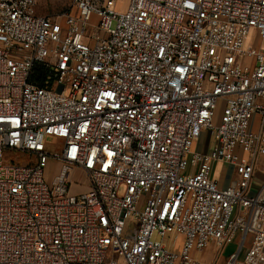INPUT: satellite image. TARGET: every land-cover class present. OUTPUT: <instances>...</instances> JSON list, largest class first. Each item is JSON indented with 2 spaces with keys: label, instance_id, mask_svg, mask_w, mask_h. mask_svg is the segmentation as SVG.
I'll return each mask as SVG.
<instances>
[{
  "label": "built area",
  "instance_id": "2783aa9c",
  "mask_svg": "<svg viewBox=\"0 0 264 264\" xmlns=\"http://www.w3.org/2000/svg\"><path fill=\"white\" fill-rule=\"evenodd\" d=\"M38 2L0 0V264H199L233 241L221 264H264V46H247L264 0ZM218 160L239 176L226 187ZM77 171L88 189L71 193Z\"/></svg>",
  "mask_w": 264,
  "mask_h": 264
},
{
  "label": "rangeland",
  "instance_id": "374dc122",
  "mask_svg": "<svg viewBox=\"0 0 264 264\" xmlns=\"http://www.w3.org/2000/svg\"><path fill=\"white\" fill-rule=\"evenodd\" d=\"M72 0H39L38 6H37V12L39 14H49V15H62L63 13L69 11L71 8ZM128 4V0H118V8L121 10L126 9ZM46 142L49 143L48 148L50 150H58L59 146L57 145V141L52 137H47ZM7 160H13L15 157H20L21 161L28 160L31 161L34 159V156H31L29 153H20V152H12L7 153ZM256 169L260 172V179H264V161L259 162ZM60 163L58 161L50 160L48 162V165L45 168V180L48 184L52 182L55 175L58 174L60 170ZM212 175L214 178L218 181L222 177L226 176H235L236 174V168L233 167V164L229 162H225L222 160H218L213 163L212 165ZM72 184L70 187L71 193H78L80 192L81 186L87 184L86 175L80 171H77L73 174L72 177ZM175 234H169L167 235V238L164 239L165 242H167L168 245L171 247L174 246L172 243V240L174 239ZM155 238H160L158 236H155ZM237 241H233L230 244L226 246L225 249L221 250L218 246L215 244L209 245L205 250L197 251L193 250L191 253L195 257V259L198 261L199 264H221L224 258L226 257V254L229 252L235 250L237 248ZM215 246V247H214ZM247 246V244H246ZM245 246V247H246ZM246 248L242 250L241 257L244 256Z\"/></svg>",
  "mask_w": 264,
  "mask_h": 264
},
{
  "label": "crops",
  "instance_id": "0c3cea01",
  "mask_svg": "<svg viewBox=\"0 0 264 264\" xmlns=\"http://www.w3.org/2000/svg\"><path fill=\"white\" fill-rule=\"evenodd\" d=\"M249 45H253L255 47H261V46H264V40L260 39L256 33L252 32L251 37L247 41V46H249ZM242 61H244L247 65H249L251 67H253L255 65L254 58L248 57V58L243 59ZM260 102H263V101L260 100ZM250 128H251V131H253L255 133L260 131V129H261L260 114L256 113L253 116ZM214 144H215V138L212 137L207 132H205L203 134V136L196 142L195 149L200 150V151H208L212 146H214ZM258 161L259 162L264 161V156H260ZM257 166H259V165H257ZM236 174H237V172H236ZM238 177H239L238 174H237V177H235V176H226L225 177L224 176L220 180H218V183L221 187H226L229 184H232L234 181H236L238 179ZM260 178H261L260 172L258 169H256L253 180L251 182V190L252 191H256L261 186V184L264 182V179L261 180ZM87 189H88V186H87V184H85V185L81 186L80 192L86 191ZM248 241L249 242L251 241L250 236L248 238ZM247 246H248V243H247ZM247 246L245 248H247Z\"/></svg>",
  "mask_w": 264,
  "mask_h": 264
},
{
  "label": "trees",
  "instance_id": "16d2710c",
  "mask_svg": "<svg viewBox=\"0 0 264 264\" xmlns=\"http://www.w3.org/2000/svg\"><path fill=\"white\" fill-rule=\"evenodd\" d=\"M46 75L47 73H46L44 66L40 64L35 66L34 72H33V77H34L33 80L35 82H37L39 85H43Z\"/></svg>",
  "mask_w": 264,
  "mask_h": 264
}]
</instances>
